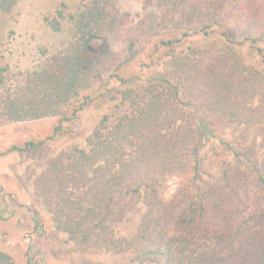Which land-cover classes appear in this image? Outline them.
Here are the masks:
<instances>
[{"label": "trees", "instance_id": "obj_1", "mask_svg": "<svg viewBox=\"0 0 264 264\" xmlns=\"http://www.w3.org/2000/svg\"><path fill=\"white\" fill-rule=\"evenodd\" d=\"M16 2L0 0V12ZM116 2L82 0L72 40L38 69L0 67V120L56 117L53 137L94 100L87 90L112 59L114 29L124 30L125 61L153 37V51L167 49L160 71L125 76L117 64L109 75L125 85L127 109L112 121L103 115L83 147L61 151L35 179L55 230L77 251L122 264H264V122L242 125L234 101L264 90V0H142L137 15ZM65 17L61 5L44 21L58 31ZM212 33L224 51L177 50ZM244 45L255 62L236 52ZM131 207L137 220L123 230ZM0 264L15 262L0 249Z\"/></svg>", "mask_w": 264, "mask_h": 264}, {"label": "rangeland", "instance_id": "obj_2", "mask_svg": "<svg viewBox=\"0 0 264 264\" xmlns=\"http://www.w3.org/2000/svg\"><path fill=\"white\" fill-rule=\"evenodd\" d=\"M81 3L82 0H17L10 12H0V67L8 65L13 73L38 69L47 55L66 47L73 38L70 16L81 9ZM116 3L121 11L132 15L144 11L142 0H117ZM61 5L66 17L61 28L53 31L45 23L44 16L54 13ZM224 26L230 28L232 20L225 19ZM123 37L124 30L114 29L111 32L112 51L108 55H112V59H105L107 62L100 78L94 80L87 90L94 100L80 111L74 121L64 123L56 136L49 137L57 124L56 117L19 122L0 120V249L8 252L15 264L123 263L119 256L82 253L72 243L66 242L64 234L55 230L45 201L34 182L61 151L73 145L83 147L86 136L103 115H108L112 121L127 109L118 96V89L125 85L109 75L117 64L121 63L118 71L127 76L147 73L152 69L160 71L169 58L167 49L153 51L156 43L153 37L147 43H139L136 55L125 61L128 52ZM191 46L214 47L222 52L227 43L215 33L206 36L198 34L185 38L177 50ZM98 50L99 47L92 55L95 61L101 63L103 58L96 55ZM235 50L245 64L255 62L248 53L247 45ZM100 55L105 56L104 53ZM252 91L233 96L242 125L264 122V90L256 86ZM257 106L258 109L252 110ZM27 141L38 144L23 150H9L13 145L23 146ZM174 186V180L170 181L168 193L173 191ZM138 212V207L127 209L126 220L121 225L123 230L135 223Z\"/></svg>", "mask_w": 264, "mask_h": 264}]
</instances>
